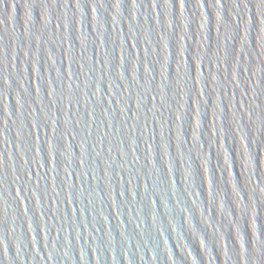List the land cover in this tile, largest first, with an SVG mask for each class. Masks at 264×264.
Instances as JSON below:
<instances>
[{"label": "water", "instance_id": "obj_1", "mask_svg": "<svg viewBox=\"0 0 264 264\" xmlns=\"http://www.w3.org/2000/svg\"><path fill=\"white\" fill-rule=\"evenodd\" d=\"M0 264H264V0H0Z\"/></svg>", "mask_w": 264, "mask_h": 264}]
</instances>
